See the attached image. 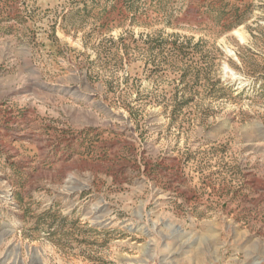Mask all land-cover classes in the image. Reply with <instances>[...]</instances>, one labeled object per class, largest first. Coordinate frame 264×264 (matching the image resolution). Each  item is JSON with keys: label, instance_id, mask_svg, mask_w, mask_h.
<instances>
[{"label": "rangeland", "instance_id": "obj_1", "mask_svg": "<svg viewBox=\"0 0 264 264\" xmlns=\"http://www.w3.org/2000/svg\"><path fill=\"white\" fill-rule=\"evenodd\" d=\"M0 264H264V0H0Z\"/></svg>", "mask_w": 264, "mask_h": 264}, {"label": "bare ground", "instance_id": "obj_2", "mask_svg": "<svg viewBox=\"0 0 264 264\" xmlns=\"http://www.w3.org/2000/svg\"><path fill=\"white\" fill-rule=\"evenodd\" d=\"M167 257V256H166ZM169 257V256H168ZM168 262H169V259H168ZM171 262V261H170Z\"/></svg>", "mask_w": 264, "mask_h": 264}]
</instances>
